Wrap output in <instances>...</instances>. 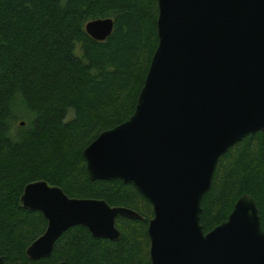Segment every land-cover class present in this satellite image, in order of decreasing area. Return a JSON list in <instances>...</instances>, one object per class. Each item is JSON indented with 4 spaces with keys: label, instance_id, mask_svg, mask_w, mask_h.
<instances>
[{
    "label": "water",
    "instance_id": "obj_1",
    "mask_svg": "<svg viewBox=\"0 0 264 264\" xmlns=\"http://www.w3.org/2000/svg\"><path fill=\"white\" fill-rule=\"evenodd\" d=\"M157 2L159 43L135 112L83 150L89 178L132 185L152 205L151 264H264V229L252 196L239 198L210 232L201 225L220 158L264 131V0ZM113 30L111 18L86 26L99 42ZM20 204L48 222L27 249L34 262L50 258L73 227L119 241L117 217L142 220L132 209L71 198L46 181L28 184Z\"/></svg>",
    "mask_w": 264,
    "mask_h": 264
},
{
    "label": "trees",
    "instance_id": "obj_2",
    "mask_svg": "<svg viewBox=\"0 0 264 264\" xmlns=\"http://www.w3.org/2000/svg\"><path fill=\"white\" fill-rule=\"evenodd\" d=\"M158 15L157 0H0V257L6 264H151L152 205L120 180L92 182L82 153L134 114L159 43ZM107 18L114 20L112 35L94 40L87 24ZM37 181L71 198L132 209L142 220L117 217L119 241L73 227L50 258L31 261L27 249L48 222L23 209L20 199ZM245 194L256 201L264 229V131L220 158L202 201L204 232L226 221Z\"/></svg>",
    "mask_w": 264,
    "mask_h": 264
}]
</instances>
